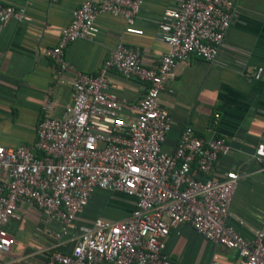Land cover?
I'll return each mask as SVG.
<instances>
[{
	"label": "built area",
	"instance_id": "built-area-1",
	"mask_svg": "<svg viewBox=\"0 0 264 264\" xmlns=\"http://www.w3.org/2000/svg\"><path fill=\"white\" fill-rule=\"evenodd\" d=\"M142 4L143 0L82 1L45 55L60 72L71 68L66 47L78 38L92 41L95 18L101 13L124 19L126 32L141 34L135 19ZM233 8L232 0H183L165 9L159 35L169 50L157 65L145 66L138 48L119 42L97 74L75 71L73 99L62 117L50 114L51 102L44 104L46 114L38 122L34 144L0 145V254L14 243L7 224L24 203L58 224L51 231L53 244L34 251L43 254V260L26 256L25 264H157L170 230L182 223L215 245L236 250L238 264H264V219L252 240L227 224L241 176L234 171L220 180L210 176L231 149L226 138L216 133L202 137L186 126L172 152L162 148L171 116L160 105L161 91L178 62L218 59ZM29 18L26 6L0 0V22ZM112 69L146 84L135 106L136 118H123L127 100L107 91ZM218 119L215 113L212 132ZM252 156L264 163V142L255 146ZM98 188L132 197V211L119 220L96 218L90 225L76 224ZM209 264H220L218 256Z\"/></svg>",
	"mask_w": 264,
	"mask_h": 264
},
{
	"label": "crops",
	"instance_id": "crops-1",
	"mask_svg": "<svg viewBox=\"0 0 264 264\" xmlns=\"http://www.w3.org/2000/svg\"><path fill=\"white\" fill-rule=\"evenodd\" d=\"M1 1L26 6L30 17L0 22V145L16 147L34 144L38 122L46 114V102L52 103L51 115L65 114L73 99L75 71L97 74L119 42L138 48L145 66L157 65L169 50L159 35L164 10L183 0H143L135 19L141 34L126 32V23L120 17L97 15L95 38L71 42L65 50L71 68L61 72L45 50L57 43L74 9L85 0ZM232 2L233 21L218 59L208 62L191 57L178 62L173 78L159 95L160 105L171 116V128L162 148L172 152L186 126L202 137L216 133L226 138L231 149L216 162L210 176L220 180L230 171L241 176L227 224L252 240L264 219V163L252 156L255 146L264 142V0ZM108 78L107 91L127 100L122 117L136 118L135 106L146 84L115 69L108 72ZM215 113L219 119L212 132ZM133 204L134 199L124 193L95 189L76 224L90 225L96 218L122 219L132 211ZM57 228L58 224L43 211L20 203L16 217L7 224L14 243L9 251L0 254V264H25L26 256L43 260L44 255H34V251L50 247L54 242L51 231ZM214 255L220 264L239 263L236 250L215 245L190 224L182 223L170 230L157 264H209Z\"/></svg>",
	"mask_w": 264,
	"mask_h": 264
}]
</instances>
